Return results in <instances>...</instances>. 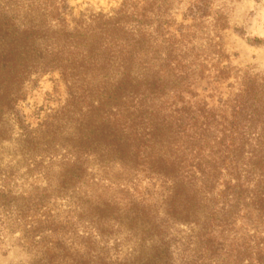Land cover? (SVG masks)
<instances>
[{
	"label": "trees",
	"instance_id": "1",
	"mask_svg": "<svg viewBox=\"0 0 264 264\" xmlns=\"http://www.w3.org/2000/svg\"><path fill=\"white\" fill-rule=\"evenodd\" d=\"M171 1L119 0L110 12L79 15L68 0L17 8L5 3L0 122L15 114L32 75L58 72L65 103L42 109L35 128L22 127V140L45 143L59 186L82 182L91 158L166 184L163 216L146 197L126 205L142 240H151V253L114 264H169L168 221L192 227V264H264V76L218 68L215 82L235 74L238 83H229L216 104L199 99L192 80L204 68L192 65L183 46L192 43V22L210 14V0L191 2L174 30ZM9 184L0 197L12 195Z\"/></svg>",
	"mask_w": 264,
	"mask_h": 264
},
{
	"label": "rangeland",
	"instance_id": "2",
	"mask_svg": "<svg viewBox=\"0 0 264 264\" xmlns=\"http://www.w3.org/2000/svg\"><path fill=\"white\" fill-rule=\"evenodd\" d=\"M194 0H172L169 13L177 24ZM17 7L41 5L42 0H0ZM119 0H68L74 15L110 12ZM210 14L192 22V43L183 46L192 65L204 68L194 76L192 89L199 99L216 104L226 96L237 76L215 82L218 68L231 66L264 76V0H210ZM235 76V77H234ZM239 76V74H238ZM15 114L0 122V188L14 190L0 197V264H44L82 260L118 263L151 253L152 242L140 237L139 223L130 222L126 205L146 197L151 209L164 214L166 184L116 163L90 159L87 176L79 183H58L59 170L40 147L22 140V127L35 128L42 109H57L67 99L66 85L58 72L38 73L24 85ZM186 97L190 98L189 94ZM12 176L6 182L4 177ZM149 193L150 195H146ZM144 195V196H143ZM164 230L169 264H192V227L168 221ZM49 248L56 250L51 253ZM55 260V261H54Z\"/></svg>",
	"mask_w": 264,
	"mask_h": 264
}]
</instances>
